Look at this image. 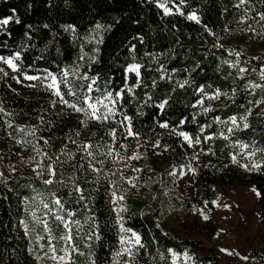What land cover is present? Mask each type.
Segmentation results:
<instances>
[{"label": "snow or ice", "instance_id": "1", "mask_svg": "<svg viewBox=\"0 0 264 264\" xmlns=\"http://www.w3.org/2000/svg\"><path fill=\"white\" fill-rule=\"evenodd\" d=\"M76 2L78 0H63L69 6ZM113 2L119 3V0ZM141 2L159 10L162 17H183L200 26L204 34L211 38L209 51L226 52V57L219 58L221 64L228 69H235V75L229 71L225 79L231 77L234 84L241 82L243 87H231L224 91L220 87L210 89V86L198 83L196 77L202 70V62L194 60L190 68L184 67V78L174 81L169 94L158 100L154 98L146 89H157L159 81L152 79L146 83L145 74L155 71L159 74V80L171 82L173 77L168 75L170 70L160 63V59L166 55L174 59V49H169L168 53L144 54L150 63L157 65L155 69L144 62V56L140 53L148 43L149 33L145 31L148 21L139 12L121 13L101 20L94 18L84 36H81L75 20L55 22L56 18L51 15L53 9L59 7L55 0H42L46 6L44 18L36 22H27L16 6H10L7 12H0V49L7 50V54L0 52V83L16 95H21V91L14 84L41 91L48 96V106L40 111L37 123L24 125L13 122L11 118L16 114L8 111L5 101L0 99V129L13 149H20L18 152L13 151V155L20 163L27 159L33 178L49 189L47 197L43 192L22 196L26 218H20L17 222V228L22 229L25 237L34 238L32 243L35 246L29 249V255L34 256L36 264H78L81 257L88 264H102L94 248H103L104 228L108 224L105 221L102 226L100 216L94 211L97 197L105 200L117 232L118 247L112 253L110 264H137L140 254L149 252V244L157 246V258L161 264H203L195 252L183 245L164 246L161 251L157 236L146 242L141 232L128 225V220L137 216L147 220L154 216L156 210L153 204L157 202L163 208L167 201L170 218L174 212L183 211L184 191L181 190L177 195V190L185 180L188 187H193L202 169L221 171L235 165L245 173L264 176V144L258 145L255 140L246 142L240 138L242 133L255 132L254 116L264 118V59L258 56L246 59L245 52L233 48L224 36L218 35L204 23L201 11L192 8L188 0ZM24 7V15L30 18L37 11L36 0H24ZM139 7V3L133 4V9ZM233 7L245 9L244 15L237 21L245 26L241 31L249 33V38H264V32L257 31L253 26L255 24L264 28V10L256 11L251 6V0H238ZM224 11L227 12V8ZM17 28L21 30L20 39L16 36ZM222 31L231 34L232 29L225 25ZM65 33H70L74 41H79L75 64L54 72L47 67L36 68L27 62L26 54L36 48L37 38L47 40L46 47L55 46ZM108 41L116 49H124V59L116 57L118 67L108 69L114 74L119 73L118 76L104 75L100 69L93 72V68L103 62L102 51ZM176 43L180 44L179 39ZM212 54L215 56V52ZM37 59L46 60V57L41 55ZM253 60L258 61L256 66H252ZM189 87H192L195 95V101L190 105L193 111L189 116L182 113L173 120L171 117L174 113L169 112L172 94L178 89L186 90ZM240 92L252 99L247 104L238 105ZM258 94L259 99L256 98ZM132 102L137 108L135 117L143 116L145 108L154 110L149 119L153 121L154 129L162 130L157 134L158 138L145 139L136 129L134 116L125 110ZM233 107H239L242 111L232 112ZM66 111L67 119L75 117L77 124L57 136L56 130L62 131L65 126ZM223 112L228 114H219ZM93 125L104 130L105 143L99 140L93 143L99 131H92ZM189 125L194 128H189ZM165 134L175 139L176 147L159 138ZM57 139L64 141L58 150L59 154L50 151L55 149ZM217 141H223L230 149L223 161H220L215 151ZM69 145L74 146V151ZM28 149L34 154L25 158L24 153ZM168 154H174L178 162L169 163L163 172H157L148 163L154 157H166ZM203 157H216L220 161L219 167L210 160L205 163ZM5 159L10 158L0 155V161ZM69 161L73 162L71 166L82 174L83 179L80 176L62 178L60 166ZM18 171L16 163L11 162L5 169H0L4 200L9 199L7 193L16 191L10 181ZM89 176H92L91 180ZM56 185L70 189L67 196L78 208L68 206L69 200L60 194L54 187ZM88 185H93V188L89 189ZM212 191H216L214 186ZM250 191L258 199L264 200V190L253 185ZM134 197L149 201L139 213L132 212L129 207L128 202ZM173 201L179 203V208ZM78 209L84 210L82 218ZM214 209L232 212L233 205L217 196L211 201L191 204L188 211L201 222H208ZM162 215L155 219L154 227L159 230V236L168 238L169 232L165 228L167 221L162 219ZM257 215L260 223L264 224V212ZM224 219L229 218L225 216ZM226 233L227 228H220L214 239L219 240ZM218 252L222 256L238 258L243 264H264V248L259 255L243 254L237 248L223 246L218 248Z\"/></svg>", "mask_w": 264, "mask_h": 264}, {"label": "trees", "instance_id": "2", "mask_svg": "<svg viewBox=\"0 0 264 264\" xmlns=\"http://www.w3.org/2000/svg\"><path fill=\"white\" fill-rule=\"evenodd\" d=\"M31 2V0H29ZM59 5L58 8L53 9L51 15L56 18L55 22L60 21H72L75 20L79 25V31L81 36L87 34V30L90 27V21L94 18L96 20H101L102 18L117 16L121 13H135L139 12L140 15L148 21L145 31L149 33L148 43L141 49V56L145 53H168L169 49H174L172 59L169 56L165 57V61L160 63L165 64V66L170 70L168 75L173 77L170 81L159 80V74L155 71L145 74V82L150 83L152 79H157L159 81V87L157 89L147 88L146 91L153 95L157 100L171 92V88L174 86L175 80H182L184 78V67H191V62L194 60H200L202 62V70L200 74L196 77V81L203 85L210 86L211 88L220 87L224 91H228L231 87H243L241 82L233 83L231 77L225 79L227 73L231 71L235 75V69H228L226 65L221 64L220 57L227 56L226 52H221L219 50H211V38L207 37L202 28L192 22L185 20L183 17H162L159 14V10L154 7H149L148 5L141 2V0H119V3H114L113 0H91V2H86V0H78V2L69 5H65L63 0H55ZM192 8L198 9L202 13L204 23H207L209 27L213 28L218 35L224 36L226 42L230 44L233 48L242 50L246 53V59L252 56L261 57L264 59V38L260 36H252L249 38V33L246 31H241L242 27H245L237 21L244 15L245 9L241 7L240 9L234 8L233 5L238 3V0H188ZM139 3L140 7L133 9V4ZM81 5H84L81 7ZM10 6H16L18 11L22 14L27 22H36L44 18V8L45 5L42 4V0H36L37 11L31 15L29 18L24 15L25 7L24 0H0V12H7ZM251 6L255 8L256 11L264 10V0H251ZM227 8V12L224 9ZM175 24L176 27L173 28L172 25ZM227 25L232 29L231 34L222 31V28ZM257 28V31L264 32V28L259 25H253ZM110 35V34H109ZM17 39L21 38V30L17 28L16 33ZM60 43L51 46L46 45L48 41H41L39 38L36 39V48L29 51L27 56V62L33 64L36 68H49L54 72H58L60 68L68 67L76 63L78 54V44L79 41H74L70 33L63 34L60 38ZM179 39L180 44L176 41ZM59 49V52L57 51ZM87 51V49H85ZM0 52L7 54V50L0 49ZM215 52V56H213ZM43 55L45 59H37ZM119 56L121 60L124 59V49H116L113 47L112 42L108 41L107 46L104 47L102 51L103 62L96 65L93 68V72L98 69L103 71L104 75L107 76H118L119 73L110 72L108 69L118 67V62L116 57ZM205 57H207L205 59ZM59 62V67L57 66ZM144 62L148 64L149 67L155 69L156 64L150 63L147 56H144ZM258 61L253 60L252 66H256ZM117 83L119 81L117 80ZM17 86V85H13ZM194 87V85H193ZM209 89V90H210ZM257 99L260 98L259 94L256 96ZM0 99H3L6 104V108L10 112H14L16 115L11 119L17 125L24 124H36L37 116L40 111L48 106V97L46 99H39L36 101H29L25 98L10 92L3 83H0ZM252 99L251 96H247L243 92L238 95V105L247 104L248 100ZM195 101V95L192 91V87L186 90H177L176 93L172 94L170 113H174L171 117L173 120L183 115L189 116L192 113L190 107L191 103ZM130 115L134 116L136 129L142 133L145 138H158L157 134L161 133L158 128L154 129L153 121L149 119V115L154 111L151 108L143 109L144 115L140 117H135L137 111L135 102L131 103L130 107L125 108ZM232 112L242 111L239 107H233ZM226 116L228 113H219ZM68 113L65 112L66 122L62 131L60 129L56 130V135H62V132H68L69 128H74L77 124L76 118L67 119ZM2 119V118H0ZM200 119H203L202 117ZM210 119V117H209ZM253 123L256 126L255 132L249 131L242 133L240 138L246 142L255 140L258 145L264 144V118L253 117ZM189 128H194L193 125H189ZM99 129L98 125H93L92 131H97ZM154 129V130H153ZM87 135V133H85ZM164 143L176 147V142L174 138H167L165 136L159 137ZM97 140L101 143L106 142L104 138V130L99 129L98 137L93 139V143ZM59 139L56 140L55 149L50 151L59 154V149L62 143ZM69 147L74 151V146L69 145ZM230 149L226 146L223 141H217L215 143V151L217 155L220 156V161L225 159L226 154ZM13 151H20L19 148L13 149L12 144L8 142L7 137L4 135L3 130L0 129V155L9 157L10 159H5L0 161V169H5L8 163H16L19 171L11 179L10 184L16 187V191L13 193H7L9 196L8 200L2 198V194L5 192L3 185H0V264H36L33 255H29V249L35 245L32 243L34 238L25 237L23 235L22 229L17 228V222L20 218H26L23 212V205L21 203L22 196H34L37 192H43L45 197L48 194V187L43 185L40 181L33 178L31 167L28 165L27 159L24 163H20L18 158L13 155ZM31 149L25 151L24 156L27 158L33 155ZM205 163L209 160L217 164L219 167L220 161H217L216 157H203ZM72 161H69L60 166L62 170V178L67 179L72 176H80L83 179L82 174L77 173L75 169L71 166ZM157 172H163L156 170ZM147 173L145 178H147ZM155 178V177H154ZM89 180L92 176L88 177ZM18 182V186H17ZM235 183H241L248 186L256 185L261 190H264V176L258 174L245 173L243 169L230 165L228 169L217 171L215 169H202L201 175L197 178L198 195L195 199V203L199 204L204 200L211 201L212 197L209 193V188L212 185L220 184L223 186H234ZM61 195L64 196L66 200H69L68 206L72 208H78L67 196V192L70 189L60 188L59 185L54 186ZM89 189L93 188V185L87 186ZM35 189L36 191H33ZM103 189L101 188V193ZM184 208L181 211L182 216H192L188 211V208L194 201L189 197H184ZM149 201L140 198H132L129 200V207L134 213H139L145 208V205ZM260 213L264 212V200L259 199ZM153 208L156 210V214L147 220L140 219L138 216L135 219L128 220V225L136 228L145 236V241L149 242L153 236H157L160 239L161 251H163L164 246L178 247L180 245L186 246L188 249L195 251L203 262V264H225L218 254L211 250L210 253L198 254V245L189 239L180 240L171 233H169L168 238L159 236V230L154 227L155 219L162 213V219L165 220L169 216V208L167 201L165 202L163 208L159 207V202L153 204ZM81 213V218L83 217L84 210L78 209ZM95 213L100 216V222L103 226L105 221H107L108 226L104 228V243L103 248L96 246L94 248L95 254L99 262L102 264H110L112 253L115 248L118 247L117 232L112 219H110V212L106 206L105 200L97 197L95 203ZM216 213V209L212 211V214ZM208 229L212 233L215 232V224L213 221H208ZM264 230V224H262ZM175 239H172V238ZM157 246L154 244H149V252H142L137 258V264H161L157 258L156 252ZM38 250V248H37ZM251 254L259 255V251H252ZM78 264H88L87 260L83 257L79 258ZM227 264H243L242 261L230 262Z\"/></svg>", "mask_w": 264, "mask_h": 264}, {"label": "rangeland", "instance_id": "3", "mask_svg": "<svg viewBox=\"0 0 264 264\" xmlns=\"http://www.w3.org/2000/svg\"><path fill=\"white\" fill-rule=\"evenodd\" d=\"M165 59V57H161L160 61L164 62ZM14 87L21 91V95L19 96L29 101L46 99L48 97L47 94L38 90L22 88L20 85ZM163 136L169 138L166 134ZM83 138L81 137V139ZM175 162L178 161L174 154H168L166 157H154L148 161L149 164L159 171H164L169 163ZM187 184L188 182L185 180L181 184V188L177 190V195L183 190L184 197L191 198L195 203L198 195L197 180L194 182L193 187H188ZM213 186L216 189L215 192L212 191ZM251 187L235 183L234 186L216 184L209 188L212 200L219 196L223 202L233 205L232 212L216 209V213L211 215V221L215 224V232L212 234L208 229L207 222H201L200 219L193 216H182L181 211H176L171 215V218L168 216L165 219L167 221L165 228L180 240L189 239L194 241L199 248L198 254L210 253L211 250L215 251L225 264L240 260L238 258L222 256L218 252L219 247H234L243 254H249L254 250L260 252L264 248V230L257 215V213H260L259 199L250 191ZM173 203L179 208L177 201H173ZM236 205H239V207L237 208ZM225 216L229 219L225 220ZM245 218H247L246 221ZM220 228H227V233L219 240L214 239L216 231Z\"/></svg>", "mask_w": 264, "mask_h": 264}]
</instances>
